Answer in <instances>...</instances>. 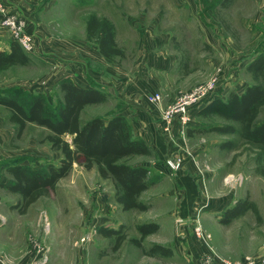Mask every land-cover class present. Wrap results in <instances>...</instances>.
<instances>
[{"label":"rangeland","instance_id":"rangeland-1","mask_svg":"<svg viewBox=\"0 0 264 264\" xmlns=\"http://www.w3.org/2000/svg\"><path fill=\"white\" fill-rule=\"evenodd\" d=\"M51 11L35 24L46 25L50 32H38L41 41H50L47 49L27 53V65L1 72L0 95L19 89V94L43 95L55 106L61 98L57 87L62 78L74 82L77 71L88 79L81 66L85 62L84 67L89 65L93 77L102 76L118 91L112 95L95 86L109 94L107 101L86 107L83 121L128 109L127 103L134 102H129V85L144 73L143 89L157 90L161 95L156 103L145 102L146 110L156 105L163 137L172 136L178 123L165 131L162 115L180 94L212 79L218 88L217 97L226 99L230 92L241 94L253 84L245 72L246 65L257 54H264V0H62ZM92 15L107 19L115 27L116 43L123 55L115 57L113 64L91 58L97 46L87 38L86 21ZM11 41L10 36L0 35V49L8 51ZM66 45L72 48L63 50ZM8 119L9 112L0 106V183L10 179L5 168L10 164L33 168L58 164L61 155L45 141L46 129L29 124L17 136ZM258 121H264V107ZM224 124L228 123L218 117L208 120L190 116L188 126L180 125L183 130L172 137L180 140L184 151L180 153L194 152L201 172L212 175L205 177V189L198 186L203 195L200 199L210 194L218 199L233 192L237 202L247 200L259 207L260 214L251 210L254 220H264V178L255 172L253 154L238 138L206 131L211 125ZM63 138L71 143L70 136ZM226 141H235L237 149H220ZM178 153L172 152L169 157ZM149 161L162 164L154 155L134 157L128 162L147 165ZM182 168L169 171L170 175L149 168L152 186L139 198L148 206L144 212L123 211L116 202L112 181L102 179L95 167L86 170L78 164H73L53 191L23 213L20 197L0 187V264H187L179 255L148 253L157 245L156 235L141 239L136 229L137 225L151 222L157 191L164 192L172 175ZM153 186L158 190L154 191ZM262 225L260 221L259 228L264 233ZM100 229L114 230L118 235L105 237Z\"/></svg>","mask_w":264,"mask_h":264},{"label":"trees","instance_id":"trees-1","mask_svg":"<svg viewBox=\"0 0 264 264\" xmlns=\"http://www.w3.org/2000/svg\"><path fill=\"white\" fill-rule=\"evenodd\" d=\"M86 34L89 40H94L99 54L108 64H113L115 57L123 55L116 43L115 27L107 19L90 16L86 21ZM29 62V55L12 40L8 51L0 52V73ZM245 72L250 75L253 84L241 94L230 92L226 99L216 96V88L214 96L204 101L196 116L208 120L218 117L227 122L211 125L206 131L238 138L241 145L253 154L255 172L264 178V121H258L264 107V54L254 56L246 65ZM57 88L61 98L55 106L43 95L19 94V89L0 95V106L9 112L8 120L15 126L17 136L29 124L44 128L48 131L45 141L50 149L61 155L57 165L47 163L40 168L7 165L5 168L10 179L0 187L20 197V211L23 213L40 197L53 191L57 183L68 176L73 164H78L86 170L95 167L102 179L112 181L116 202L123 211H146L148 206L139 198L152 186L148 178L149 167L131 165L128 161L134 157L151 156L150 148L143 140L134 137L131 124L121 111L106 117L82 120L86 107L107 101L106 93L96 87L81 88L69 78L59 81ZM65 136L71 137V143L64 140ZM237 147L235 141L220 145V149L228 151ZM249 210L255 211L253 204L239 200L232 209L224 212L222 223L227 224ZM136 229L144 239L155 234L158 225L150 222L137 225ZM99 231L105 237L118 235L114 230ZM118 240L117 245L121 238ZM135 244L140 247L139 242L135 241ZM169 252L165 247L154 245L148 253L167 255Z\"/></svg>","mask_w":264,"mask_h":264},{"label":"crops","instance_id":"crops-1","mask_svg":"<svg viewBox=\"0 0 264 264\" xmlns=\"http://www.w3.org/2000/svg\"><path fill=\"white\" fill-rule=\"evenodd\" d=\"M59 1L62 0H2L10 11L25 21L26 31L34 36L35 50H46L47 43L50 42L48 40L46 42V38L44 41L38 38L40 30L44 34L50 33L47 26L44 24L43 26L40 24L35 26V24L39 22L41 16L47 17L48 12H52L51 10L57 6ZM2 34L8 35L0 29V35ZM43 45H46V47L43 48ZM68 48L72 47L66 45L63 50ZM4 49H0V52L6 51ZM94 50L95 52L92 53L91 58L104 64L102 56L96 48ZM84 64L81 63V66L83 71H87L88 79L75 71V85L81 88L96 86L106 89L109 94H117L118 89L116 88L114 91L113 84L104 81V78H101L102 76L99 77L100 75L93 77L89 65H86V69ZM105 72H108L106 68ZM111 72L113 73V71ZM142 85L145 86L144 73L141 74V79H135L133 84L129 85L128 94L131 96L129 100H132L129 102H134L127 103L128 109L124 108L121 113L130 122L134 137L143 140L150 148L151 155H154L155 159L162 163L158 165L149 161L146 162V166L170 175L163 164L170 153L179 152V156L185 158L182 170L176 175H172V182L170 184L169 181L168 188H164L166 189L164 192L157 191V203L153 204L152 207L155 214L154 218L150 220L158 225V231L155 233V243L170 249L166 256L179 255L180 258L186 259L187 264H200L201 259L204 257H211L216 261H239L247 256H261L264 253V233L260 230L259 223L261 221L264 225V220H254L251 210H249L243 215L231 219L227 224L222 223L224 212L232 209L237 204L233 192L225 193L218 199L213 197L212 194L207 196V199H200L203 195H200L198 186L205 189V177H211L212 175L201 172L200 167L196 164L194 152L180 153L183 151L182 144L180 140L172 137L173 135L177 137V132L183 130L179 124L174 125L172 136L166 134L163 137L160 125V109L156 105H153L155 107L150 105L146 110L148 104L145 103L150 102L149 97L153 93L156 94L157 90L148 91L149 89L145 87L143 89ZM199 110V108L191 110L190 116H196ZM175 139H177L176 142ZM173 144L176 146L174 147ZM155 190H158V188H155ZM253 206L255 211H252L260 214L259 207L257 205ZM198 211H202V223L200 225L203 231L210 235L208 242L198 239L193 233L195 222L193 215ZM245 222L248 223L245 224Z\"/></svg>","mask_w":264,"mask_h":264},{"label":"built area","instance_id":"built-area-1","mask_svg":"<svg viewBox=\"0 0 264 264\" xmlns=\"http://www.w3.org/2000/svg\"><path fill=\"white\" fill-rule=\"evenodd\" d=\"M25 21L17 14L10 11L5 4L0 0V29L5 31L10 38L17 42L26 53H33L35 51L34 36L26 31ZM217 88L216 81L210 80L207 83L200 85L193 89L191 92L182 93L176 99L175 102L169 106L162 115V124L165 131H169L173 123L177 122L179 125L187 127L190 120V109L200 108L203 106L204 101L214 96ZM161 95L156 93L149 97V101L156 103L160 101ZM164 166L168 171H179L184 160L181 156L173 154L164 161ZM198 212L193 215L194 235L207 242L210 239V235L206 234L199 222ZM200 264H264V253L259 257H244L239 261L220 260L216 261L211 257H204L201 259Z\"/></svg>","mask_w":264,"mask_h":264}]
</instances>
